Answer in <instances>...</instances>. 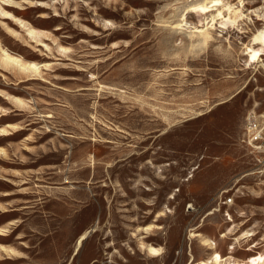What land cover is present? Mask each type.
I'll return each instance as SVG.
<instances>
[{"label":"rangeland","instance_id":"374dc122","mask_svg":"<svg viewBox=\"0 0 264 264\" xmlns=\"http://www.w3.org/2000/svg\"><path fill=\"white\" fill-rule=\"evenodd\" d=\"M210 1L0 2V264L264 255V158L246 139L264 69L245 55L264 22L225 29L218 7L193 11ZM240 1L264 12L223 4Z\"/></svg>","mask_w":264,"mask_h":264},{"label":"bare ground","instance_id":"6f19581e","mask_svg":"<svg viewBox=\"0 0 264 264\" xmlns=\"http://www.w3.org/2000/svg\"><path fill=\"white\" fill-rule=\"evenodd\" d=\"M219 7H221V9H219ZM215 8H217L216 15L212 16L211 20L215 22L217 19H220L221 20L220 24L225 29L229 25V23L235 24L237 21L248 19V16H249L248 14H252V13H254V16L257 18V20L264 22V12L252 11V12H248L247 14H245V11H244L245 4L243 1H240V6L234 7L233 5L223 4V0H211L210 6L200 5L194 9H196L197 12L204 15L207 12L211 11V9H215ZM200 9H204V10L201 11ZM206 37L207 36H205V38ZM253 54H257V58L255 60L252 59ZM245 55L247 56V65L250 68L255 69L259 65V67H263L264 69V64H262V62H264V59H263L264 57V27L257 30L256 32L252 34V37L250 38L249 42L245 46ZM13 60H16V59H13ZM228 218H229L228 219L229 221H232L230 216H228ZM248 236H252V235L248 234ZM84 237H85V234L80 238V241L84 239ZM203 244L205 246H209L210 250L213 249V245H214L213 242L205 240L203 241ZM153 249L156 250L155 253H153L152 251ZM248 251H252V249L249 248ZM148 252L151 255H158L160 253L159 249L152 247V246L148 247ZM230 254L232 253L230 252ZM226 262H228V264H264V255L259 253L256 256L249 257L246 262L241 263V262L235 261L231 255L229 257H224L220 252L214 251L212 252V254H210L208 258L200 262H197L196 264H223Z\"/></svg>","mask_w":264,"mask_h":264},{"label":"built area","instance_id":"2783aa9c","mask_svg":"<svg viewBox=\"0 0 264 264\" xmlns=\"http://www.w3.org/2000/svg\"><path fill=\"white\" fill-rule=\"evenodd\" d=\"M246 130L248 145L264 158V122L260 123L254 117H249ZM232 202V199H228L226 204Z\"/></svg>","mask_w":264,"mask_h":264},{"label":"snow or ice","instance_id":"6c2138e0","mask_svg":"<svg viewBox=\"0 0 264 264\" xmlns=\"http://www.w3.org/2000/svg\"><path fill=\"white\" fill-rule=\"evenodd\" d=\"M0 2H7V0H0ZM200 10L203 11L204 9H200ZM193 11H196V9H193ZM3 15H8V13L5 12V13H3ZM256 58H257V54H253L252 59L255 60ZM33 67H35V66L33 65ZM245 235H247V233H245ZM152 251H153V253L156 252L155 249H153ZM217 258H219V257H217Z\"/></svg>","mask_w":264,"mask_h":264}]
</instances>
